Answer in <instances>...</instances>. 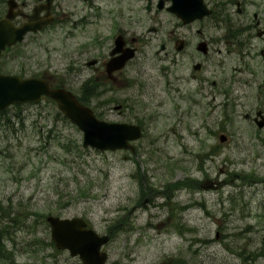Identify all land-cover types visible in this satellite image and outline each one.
I'll return each instance as SVG.
<instances>
[{
	"label": "rangeland",
	"instance_id": "obj_1",
	"mask_svg": "<svg viewBox=\"0 0 264 264\" xmlns=\"http://www.w3.org/2000/svg\"><path fill=\"white\" fill-rule=\"evenodd\" d=\"M36 1L26 0L25 11ZM75 4L62 1L83 13ZM235 9L243 29L235 43L213 42L204 56L191 46L182 65L163 61L168 69L150 73L147 95L135 96L123 80L88 103L99 119L142 125L135 154L83 147L82 132L48 99L10 111L8 128L0 115V234L14 248L1 264H81L49 246L48 215L82 216L110 234L108 264H264V127L252 120L264 112V35L250 29L254 13L264 22V0H247L242 14ZM73 13L9 48L0 71L49 77L78 94L85 75L76 77L77 56L92 57L109 29L76 27ZM203 24L208 39L225 37L207 19L184 30L193 38ZM118 103L126 104L122 112L112 108Z\"/></svg>",
	"mask_w": 264,
	"mask_h": 264
},
{
	"label": "flooded vegetation",
	"instance_id": "obj_2",
	"mask_svg": "<svg viewBox=\"0 0 264 264\" xmlns=\"http://www.w3.org/2000/svg\"><path fill=\"white\" fill-rule=\"evenodd\" d=\"M62 1L37 0L33 6L38 3L41 4L43 6L41 13L49 12L52 15L51 24L57 23L59 17L66 15L68 12H74L73 14L76 16L72 22L76 27L98 22L106 23L109 29L107 35L103 37L102 47L92 52L88 51L90 55H93L92 57L86 55V60L82 62V58L77 56L76 61L79 62L80 68L74 69L77 71L76 77L78 75L80 77L81 74L85 75L84 82H82L83 84H81L79 90L84 92V84L87 81L91 85L93 81L99 82V79H102V82L109 83L105 87L106 91L114 83L125 80L126 83L132 84L136 96L139 91H141V94L147 95L154 89L150 84L152 82L150 73L155 72L163 75L164 71L168 69V67L161 65L163 61H169L172 66L182 65L185 57L193 56L188 51L191 46L195 47L196 53L202 54L197 50L200 43L205 44L208 48L213 42L217 44L224 40L225 43H228L229 41L226 38L235 43L237 33L239 31L243 32V29L237 27L239 22L232 17L229 7L234 3L237 14H242L247 0H182L186 4L196 6L203 3L210 11L207 16H199L200 14H197L198 10H196L194 18L189 21L184 20L173 10L177 0H72L76 3L77 8L80 4V10H84L80 14H77L78 10L76 8L67 9L65 5H62ZM21 3H23L22 7L24 8L29 5L26 0H22ZM222 3L223 8H221ZM86 10L93 11L96 14L92 16ZM201 10H203V7H201ZM253 17L255 22L250 26V29H256V32L261 31L264 34V28H262L264 22L258 19L256 13L253 14ZM205 19L212 20L215 26L219 28L223 27L225 37L208 39L205 35L204 24L195 29L196 35L193 38L187 35L184 28L188 27L191 30L193 23H200ZM18 20L25 19L19 18ZM246 25L244 23L242 27L245 28ZM94 38L96 40L100 37L96 36ZM124 55L127 60L121 67L119 66L113 71H107V68L110 69L107 66L110 60ZM191 75L193 77L197 76L194 73H191ZM213 84H215V81H213ZM124 106H126L125 103H118L113 105L112 108L122 112Z\"/></svg>",
	"mask_w": 264,
	"mask_h": 264
},
{
	"label": "water",
	"instance_id": "obj_3",
	"mask_svg": "<svg viewBox=\"0 0 264 264\" xmlns=\"http://www.w3.org/2000/svg\"><path fill=\"white\" fill-rule=\"evenodd\" d=\"M193 5L177 0L173 10L186 21L194 18L196 10L199 16L208 12L201 10L202 5ZM7 6V13L0 18V56L6 46L15 45L24 39L26 33L37 32L51 22L48 12L45 15H39L43 6L34 7L30 15L14 10L17 6L15 0H7ZM17 15L27 17V21L15 25L13 19ZM198 48L206 51L205 44L200 43ZM125 57H122V61L117 65L111 60L110 69L122 66ZM198 67L199 64L194 65V68ZM43 95L55 100L59 110L82 130L84 147L91 146L100 150H134L129 141L140 138L142 134L140 127L136 124L108 122L97 118L90 107L78 101L75 94L65 88L51 87L45 78L0 73V110L14 103L37 102ZM257 115L261 116V120H256L257 125L264 126L261 111H257ZM225 138L224 135L219 136L220 141ZM46 220L50 225L51 239L58 249L68 250L71 256L78 255L83 264L105 263L107 255L100 250V247L109 240L108 235H99L93 229L86 228V222L81 217L61 218L49 215Z\"/></svg>",
	"mask_w": 264,
	"mask_h": 264
},
{
	"label": "trees",
	"instance_id": "obj_4",
	"mask_svg": "<svg viewBox=\"0 0 264 264\" xmlns=\"http://www.w3.org/2000/svg\"><path fill=\"white\" fill-rule=\"evenodd\" d=\"M2 2H4V0H2ZM0 5L2 6L1 2H0ZM80 94H81V96H79V100L82 103H85V104H88V102L90 100L94 99V98L98 99V97H96V95L98 94L96 85H92L91 89L88 88L87 92H83V93L81 92ZM46 99H48L49 101L54 103V101H52L51 99H49V98H46ZM23 105L24 104H14V105H12V106L0 111V115H3V114L6 115V118L4 119V122L1 123V126H4V127L8 128V126H9V118H10V115H9L10 111L19 110ZM18 123L22 124L21 119L18 120ZM11 125H13V122L11 123ZM6 128H4L3 130H6ZM12 128L14 129V127H12ZM9 238L10 237L8 236L7 233L0 234V264L2 263V261H6V260L14 258V256H12L10 254V253L14 254L13 246L12 245H10V247L7 246ZM48 244H49L50 247H52V249H54V246H53L52 242L49 241Z\"/></svg>",
	"mask_w": 264,
	"mask_h": 264
}]
</instances>
